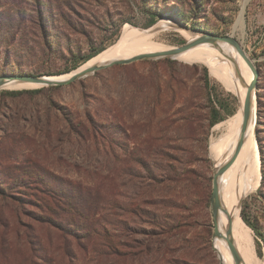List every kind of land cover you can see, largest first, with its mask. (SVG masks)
<instances>
[{
  "label": "trees",
  "instance_id": "16d2710c",
  "mask_svg": "<svg viewBox=\"0 0 264 264\" xmlns=\"http://www.w3.org/2000/svg\"><path fill=\"white\" fill-rule=\"evenodd\" d=\"M156 18V15L149 16L146 27L153 26ZM105 49H95L84 57L73 56L70 66L62 72L24 75L66 74L80 68ZM125 67L116 65L113 69ZM151 73L144 78L143 73L133 72L128 75L126 84L127 88L143 95L147 122L157 116L161 99V79L156 73ZM2 75L5 73L2 72ZM203 83L208 104L203 110L210 129L225 120L226 117L221 116L225 104L219 102L218 107L213 105L206 68H203ZM58 88L4 91L0 94V172L4 178L0 182V224L6 233L9 226L6 214L10 213L15 216L18 230L22 231L17 232L14 245L16 264H25L26 261L28 264H55L57 256L68 264H80L89 256L102 264H204L203 259L207 260L212 254L211 232L207 229L204 235H198V223L190 219L195 207L202 203L208 207L211 178L194 167V157L191 154L186 156L188 152L174 148L169 141L156 149L146 143L143 150V145L135 143L129 150L125 145L130 137L126 128L128 118L122 114L124 109L119 112L112 109L109 96H104L106 101L103 102L104 97L95 91L88 96L84 115L79 116L48 94ZM41 94H45L42 95L44 108L39 101L22 105L12 103L24 97L31 101ZM228 97L237 104L232 94L229 93ZM188 111H182L185 115L178 121L167 116L160 135L164 139L176 137L169 134L179 135V139L188 136L195 139L189 132L191 128L183 131L185 125L190 126L195 121V116ZM233 113L234 110L228 111L226 116ZM21 121L27 122L29 127L20 124ZM174 125L177 127L172 129ZM144 127L140 126L138 135ZM132 135L135 137L136 132ZM91 145L96 147L100 156L107 155L105 152L112 156L105 161V168L119 165L120 170L115 175L107 170L104 175H101L102 170L97 173L102 164H96L92 167L93 171L88 172L91 177L81 183L53 170V165L61 167L63 149L70 154L74 151L79 153L80 149H88ZM114 147L122 150L123 158L113 154ZM105 148L108 150L105 151ZM39 150L55 153L54 156L57 154L56 164H43L36 155L34 158L27 156L19 162V155L23 157ZM170 150L176 154H171ZM262 160L264 164V158ZM96 161H100L99 157ZM114 177L116 183L113 182ZM262 180L263 184L264 178ZM178 190L183 196H176ZM27 205L35 207L38 214H26ZM122 216L137 222L122 219ZM241 217L255 236L264 241L258 228L243 213ZM39 229L46 230L49 243L53 237L50 231L58 236L53 251L49 245L45 247L42 243ZM193 232L196 233L192 235ZM4 235L0 242V256L6 259ZM189 235L194 236L193 239ZM257 253L262 257L258 243Z\"/></svg>",
  "mask_w": 264,
  "mask_h": 264
},
{
  "label": "rangeland",
  "instance_id": "374dc122",
  "mask_svg": "<svg viewBox=\"0 0 264 264\" xmlns=\"http://www.w3.org/2000/svg\"><path fill=\"white\" fill-rule=\"evenodd\" d=\"M244 1L0 0V74L2 72L7 75L44 73L46 71L62 72L70 66L75 55L84 57L93 53L95 49L106 48L103 51L105 52L111 48L127 27L148 30L163 19L170 20L175 29L160 32L156 37V41L169 47L178 48L187 42L181 31L198 35L213 34L234 37L252 60L259 73L255 90V136L260 154L261 179L259 186L242 199L240 216L243 213L258 228L264 238V182L262 184L264 178V164H262V158H264V0H248L243 7ZM151 15L157 16L156 23L147 28L146 25ZM148 61H153V63H148ZM133 64V66H130L131 64L124 65L127 66L124 69H113L114 66H112L100 70L94 75L75 83L60 86L57 90L48 94L52 95L57 103L79 116L84 115L89 100L88 96L91 93L96 91L98 95L103 97L109 96L111 108L117 112L124 109L125 111L122 114L128 118L126 128L129 131L130 138L125 145L129 147V150L133 148L135 143L143 145L141 147L143 150L146 143L156 149L169 141L174 148L182 149L185 153L188 152L186 156L191 154L195 160L193 162L194 167L211 178L209 187L211 195L212 178L215 170L214 161L212 160L215 157L212 155L211 141L221 134L216 128L239 111L240 105L236 98L237 95L226 84L212 77L207 64L203 62L162 58L143 60ZM203 68L207 69L210 78L209 93L213 105L218 107L219 102L225 104V111H221V116L226 117L225 120L210 129L205 119L207 115L203 110L206 105L208 106L203 83ZM136 71L140 74L143 73L144 78H148L151 71V74L156 73L157 77L161 79L159 83L161 86V99L157 107V116L149 122H147L148 118L146 119V104L143 95L126 87L128 75ZM169 75H172L174 79L172 80ZM35 89L40 88L24 90ZM4 91L23 90L1 89L0 94ZM229 93L236 98V105L228 97ZM42 95L45 94L36 96L31 101L28 97H24L12 103L22 105L26 102L35 104L39 101L40 106L44 108L45 99L42 98ZM102 100L105 102V97ZM186 110H189L188 112L193 117L195 116V121L190 126L189 124L185 125L183 131L191 128L189 132L195 139L191 136L179 139V135L176 134H169V136L176 137L164 139L165 137L163 138L159 132L163 123H165L166 117L171 116L174 121H178L185 115V113L182 114V111L186 112ZM231 110H234V113L226 116V113ZM20 124L29 127L27 122L21 121ZM140 126L145 127L138 135ZM176 127L174 125L172 129ZM162 130H165V128ZM134 131L136 132L135 137L132 135ZM170 132L172 131L170 130ZM38 142L40 146V141L38 140ZM107 148H105V151L108 150ZM112 152L114 155L123 158L124 154L120 148L114 147ZM105 153L107 155L100 156L99 151L93 145L88 149L86 147L80 149L79 153L74 151L70 154L67 149H63L61 152V167L53 165L52 168L58 173L65 174L68 179L77 180L81 183L91 177L88 172L93 171L92 167L96 164H102L99 166V172L97 173L102 170L101 175L108 172L115 175L120 170L119 165L105 168V161L112 158L108 155V152ZM170 153L176 154L173 150H170ZM54 154L48 151H34L31 154L23 155V157L19 155V162L21 163L27 156L34 158L36 155L35 157L39 158V162L43 164L49 165L50 162L56 164L54 160H57V154L55 156ZM98 157L100 163L96 161ZM1 179L4 180L0 172V182ZM113 182L116 183L115 177ZM176 196L181 197L183 193L178 190ZM25 211L26 214H38L37 209L30 205L25 207ZM185 214L189 215V213ZM6 216L8 217L9 226L5 233L0 224V242L2 234H5L6 250L4 253L7 258L4 259L0 256V264H16L18 260L16 259L14 245L17 241V232L22 233V231L18 230L19 227L13 214L7 213ZM191 217L190 220L198 223L196 229L198 235L201 233L204 235V231L207 229L211 232L210 248L212 254L207 260L203 259L202 262H205L204 264H220L218 253L216 252V254L211 246L213 218L210 201L208 207H205L204 203L195 207ZM121 218L133 223L137 222L128 216H122ZM38 231L42 243L45 247L49 245L53 251L58 236L50 231L53 237L52 242L49 243L46 230L39 229ZM196 232H193L192 235ZM192 235H189L191 239L194 237ZM252 237L256 255L264 261V241L257 238L253 231ZM257 243L262 257L257 253ZM190 253L192 254L193 251H190ZM198 254H200L199 251ZM56 258L54 260L55 264H68L66 260L62 261L60 256ZM199 261L201 262V259ZM26 263L29 262L26 261ZM80 264H102V262L98 263L97 259L89 256V259L83 260Z\"/></svg>",
  "mask_w": 264,
  "mask_h": 264
},
{
  "label": "bare ground",
  "instance_id": "6f19581e",
  "mask_svg": "<svg viewBox=\"0 0 264 264\" xmlns=\"http://www.w3.org/2000/svg\"><path fill=\"white\" fill-rule=\"evenodd\" d=\"M247 2L248 0L243 2V7ZM173 28V23L167 19L161 20L148 30L127 27L111 48L88 61L74 73L49 77L48 80H67L73 74H78L96 65L107 64L114 60H128L140 55H171L177 60H195L207 64L210 75L226 84L237 95L236 98L240 105L239 111L235 115L229 117L216 128L221 134L218 138L211 141V151L213 157H215L212 160L215 168L228 164L231 158L234 157L219 179L222 209L217 221L218 229L222 236H226V231L230 230L229 236L226 238L231 239L240 257L241 264H264V261L256 255L252 231L240 216L242 199L259 186L261 179L260 154L255 136L256 118L254 111H252V117L246 131H241L242 105L246 97L247 87L253 80V74L246 61L229 45L223 43L218 45L202 44L177 53V48L169 47L156 41V37L160 32ZM181 34L187 42H192L200 37L198 34H190L185 31H181ZM33 88H40V86L29 83L6 82L0 90ZM240 135L243 138V143L240 144L238 153L235 154L234 151L238 146ZM221 149L222 151H220ZM215 249L222 264H236L228 250L226 239L217 241Z\"/></svg>",
  "mask_w": 264,
  "mask_h": 264
},
{
  "label": "water",
  "instance_id": "95a60500",
  "mask_svg": "<svg viewBox=\"0 0 264 264\" xmlns=\"http://www.w3.org/2000/svg\"><path fill=\"white\" fill-rule=\"evenodd\" d=\"M219 43H223V44L231 46L246 61L248 67L250 68L253 74V80L251 84L247 87L246 97H245L244 103L242 105V110H241L242 112L241 113L242 114L241 131L245 132L248 127V123L252 117V111L255 112V101H256L255 100L256 99L255 90L257 87L259 73L255 65L253 64L252 60L248 57L246 52L243 50L240 43L232 36H216L213 34H202L200 35L199 38L193 40L192 42H186L181 47H178L176 51L177 53H179V52L189 50L190 48H193V47H196L202 44L218 45ZM162 58H174V57H172L171 55H156L155 54V55H140V56H136L134 58L128 59V60H114L107 64L96 65L94 67L88 68L78 74H73L67 80H62V81L48 80L49 77H55V76H31V75H15V74L7 75L5 74V75L0 76V88L6 82L29 83V84L38 85L40 86V88L66 86V85L75 83L83 78H86L90 75H94L96 72L100 70L110 68L112 66L130 65L135 62H139L143 60H157V59H162ZM74 71H72L71 73H74ZM56 76H61V75H56ZM253 103H254V106H253ZM242 139L243 138H241V135H240V138L238 140L239 141L238 146L234 151L235 154L238 153L239 146L240 144L243 143ZM233 158H231L228 164L226 165L224 164L220 166L219 168H215L214 173H213L212 192H211V197H210V209H211L212 218H213V236H212L211 246H212L213 251L216 253L217 251L215 249V243L219 240L226 239L228 250L230 251L233 259L235 260L236 264H241L240 257L238 256V253L236 252V249L231 239L226 238L227 236H229L230 230L228 229L226 231V236H222V234L220 233V230L218 229V222H217L219 219V213L222 209L220 192H219V179H220L221 174L226 169V167L232 162ZM218 259H219V256H218ZM219 262L220 264H222L220 259H219Z\"/></svg>",
  "mask_w": 264,
  "mask_h": 264
}]
</instances>
